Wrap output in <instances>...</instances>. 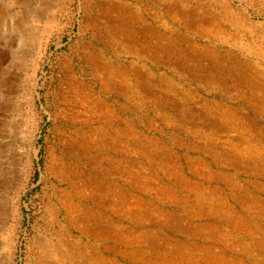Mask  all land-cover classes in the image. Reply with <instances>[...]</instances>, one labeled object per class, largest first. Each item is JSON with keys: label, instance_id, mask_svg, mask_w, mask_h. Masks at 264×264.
<instances>
[{"label": "rangeland", "instance_id": "1", "mask_svg": "<svg viewBox=\"0 0 264 264\" xmlns=\"http://www.w3.org/2000/svg\"><path fill=\"white\" fill-rule=\"evenodd\" d=\"M184 1L188 11L198 7L200 14L216 16L217 27L210 29L213 36L223 33L217 41L148 37L149 31L164 33L174 28L166 8L155 2L0 0V264H71L57 239L70 234L78 240L73 221H81V227L87 225L82 222L86 217L104 221L106 215L97 212L106 201H98L99 206L78 204L80 211L75 213L68 208L75 194L70 183L81 189L85 178L97 180L94 168L106 172V160L103 167L88 166L82 156L88 152L94 161L103 154L106 137L121 151L110 155L114 169L108 183L129 191L131 207L134 201L146 202L145 210L154 209L161 221L171 215L198 219L194 200L201 201L207 211L219 200L214 189L221 194L223 189L222 203L227 214L234 213L239 229L214 226L211 232L217 231L220 245L246 255L245 264H264V252L253 242L264 235V214L256 223L239 221L248 210L253 215L264 211V0ZM109 12L134 20L123 25L106 23ZM140 17L144 20H137ZM171 46L175 55L162 51ZM180 48L185 52H179ZM229 54L242 64V73L255 86H214L192 79L213 58L229 66ZM97 55L106 62V71L95 77L90 60ZM154 56L160 59V68L149 59ZM161 76L174 82L173 90L168 81L169 85L157 83ZM110 77L117 89L103 86V92L101 81ZM132 85L152 88L156 96H144ZM158 96L170 97L178 108H156ZM222 98L230 101L223 103ZM82 100L87 101L86 110H82ZM216 112L220 114L218 131L208 125ZM223 114L232 117V125L221 122ZM182 118L190 124H183ZM188 131L207 137L218 150L181 149L176 143L181 144ZM118 135H128L132 143L116 141ZM130 151H147L150 160L157 152L168 151L175 158L168 163L162 158L154 160L150 169L138 154L133 169L127 162ZM177 171L172 181L164 180ZM81 174L85 177L77 179ZM184 178L191 181L188 187L196 188L191 197H184L188 192L181 184ZM221 181L232 185L243 207L225 197L228 191ZM106 212L112 213L110 208ZM214 223L208 220L206 224ZM92 243L81 248L84 256L92 255ZM68 249L76 254L74 246Z\"/></svg>", "mask_w": 264, "mask_h": 264}, {"label": "bare ground", "instance_id": "2", "mask_svg": "<svg viewBox=\"0 0 264 264\" xmlns=\"http://www.w3.org/2000/svg\"><path fill=\"white\" fill-rule=\"evenodd\" d=\"M136 1L145 5H149L150 3L155 2L157 6H164L168 13L170 25L175 28H172V30L168 29L167 32L164 33H161L160 31L152 33V31H149L150 36L148 37L163 38L168 35V38L188 40L191 43L192 41H202L204 39H208V41H217L220 38L221 34H223L216 32V36L212 35L213 32L210 28L213 26L217 27L213 22L216 20V16L214 14L202 15L198 12V7H193V9L190 8L191 11H188V6L185 4L184 0H177L174 2H169V0ZM225 8L226 11L229 12L227 10V5L225 6ZM226 11L224 13H227ZM131 20H134V18L123 15L114 17L110 15V12L106 14V23L110 24L118 23L119 25H123L124 23ZM137 20L143 21L144 18L140 17L137 18ZM145 34H147L146 31ZM162 51H165L167 53L173 52V55H175V50L172 46L171 50L168 51V49L162 48ZM178 51L181 53L185 52V50L181 48L180 50L178 49ZM208 53L209 52L207 51L204 55L208 56ZM136 57L139 59L143 58L140 57L139 54H137ZM226 58L230 63L229 66H224V64L220 62L218 63V60L216 61V59L213 58L212 61H210V65L204 68L202 74L193 76L192 79L196 82H202L206 85L209 84L214 86L220 83L223 85L232 83L237 87H242L244 85L250 87V84L255 86V84L249 81L248 74H245V72L242 73V64L237 59L232 60L231 54L227 55ZM145 59L147 58H144V60ZM149 59L154 62V67H161L160 59L158 57H149ZM90 64V69L93 68L92 74L95 77H97L99 73L106 71V62H104L102 56L100 55L94 56V59L90 60ZM159 78V81H157L159 85H169L166 82L168 81L171 83L169 87H171L172 90L174 89V82L169 81L168 77L161 76ZM101 83H103L102 88L104 86L105 88L110 87V90L117 89H115L114 80L111 77L107 80H102ZM133 86L134 85H132V87ZM136 88L138 92L142 93L144 96L149 94L153 97L156 96V93H154L152 88L149 89L148 87H140V85H138L135 86V88L133 87L132 89L135 90ZM104 91L105 89L103 88V92ZM162 100H164L165 103L158 104ZM229 101L230 98L221 99V102L223 103ZM86 103V100H82V110H86ZM176 103L177 102H175L168 96L166 98L158 96L155 107H166L169 108L170 111H174L178 108V104ZM142 107L144 106H141V108ZM130 113L134 115L135 109L131 110ZM211 116H213V114H211ZM231 118L232 117L223 114L221 116V122L225 125H232ZM181 120L183 121V124H190L184 118H182ZM219 122L220 114L219 112H216L215 119L208 120V125L213 126L215 131H218L220 128ZM126 126L128 128L129 124H127ZM226 128L227 127L221 126L222 130H226ZM179 131L180 133H183L182 129H180ZM160 134H165L163 129L160 131ZM184 136L185 137L182 138L183 142L181 144L179 143V141L176 143V145L181 146V149L190 150L191 147L194 146L193 149L195 151H202V153L218 150V146L209 141L207 137L194 134L190 131L186 132ZM117 138L118 140L116 141L120 143H132L131 141H129L128 135H118ZM83 142L85 143L86 141L84 140ZM196 143L199 145L202 144V146H195ZM133 144L136 145L134 141ZM101 147L103 150V154L96 155L94 161L87 157V155H89L88 152H85L84 154H82V156H85L87 158L83 159L86 161L85 165L88 166H91L94 163L97 166L101 165V167H103L106 160V167L104 168L106 172L104 170L99 171L97 170V168H94V174L97 175V180L94 182L92 178H85L84 185L81 189L77 188L73 182L70 183V186L75 194L73 197L74 204L68 205V208L76 213L77 210L80 211V207L78 206V204L83 205L84 203H88L99 205L98 201H106V209L110 208L112 213L108 214L106 212V226H104L102 217H93L92 220L89 217H86L82 222L86 221L87 225L81 227L83 225H81L82 223H80L81 221L79 220L73 221L72 224L70 223L72 221L69 218V210L64 207V209L67 210V212L65 213L66 221L70 223L79 234L78 240H75L70 234L59 236V238L57 239V246L62 251H64L65 257L67 258L68 262H70L71 264H75L76 262H79V264H245L243 256L246 255H241L234 248L220 245V236L217 235V231L211 232L212 227L214 226H221L230 231L232 226L236 230L239 229V227H237L234 213H226V210L228 209L226 206H224V203H222V199L224 198L223 189L222 194L217 187L214 189V195H217L219 197V200H221L215 201L212 208H209L207 206L209 208L207 211H205L206 206H204L201 201L194 200L195 203L194 205H192V207L200 212L199 216L197 217L198 219L188 217L174 218L173 215H171L170 217H166L164 221H161L159 218L155 217L156 215L154 209L145 210L146 202L139 203V201H134L133 203H135V205L131 207L132 202L129 191L121 189L116 184L108 183V181L112 180L111 176L113 175L114 169V163L112 162V157H110V155H119L121 151H118L116 145L112 141L110 142L107 137L106 140L103 141V146ZM146 152L147 151H130V156L128 158H134V161H131L127 158V162L131 164V168L136 169L135 160L139 157L142 160H147L146 162L150 169L153 166L154 160L157 161V159L162 158L164 161L166 160V163H168V160L172 161L175 158L173 154H169L168 151H161L156 153L155 159L150 160L151 156L148 157V154ZM152 152L153 151H150V153ZM138 154L139 157H137ZM229 156L232 158V153ZM214 162H216V159ZM77 169H80L78 164ZM156 171L160 172V168H157ZM178 173L179 172L177 171L176 173L166 175V177H164V180L172 181L174 179L173 177L175 176L174 174ZM144 175H146V171L144 172ZM84 177V174H81L79 176L76 175L77 179H82ZM189 183H191V181H189L188 179L184 178L181 180L182 186H186L184 190H188V192L184 194V197H191L194 195L191 190H195L196 188L194 189L192 187H188L187 184ZM221 183L226 188L225 191H228V193L225 194V197L230 198V200L243 207L244 205L237 198L234 188L228 185V183H226L225 181H221ZM105 186L106 193L104 191ZM173 191L175 192L174 188L172 189V193ZM93 193H96L97 195ZM148 197L150 198L151 203L155 202L152 195H149ZM247 197H249L248 194H245V198ZM75 202L77 204H75ZM218 202L220 203L217 207ZM112 207H116V210L114 211ZM124 209H126L125 212L123 211ZM263 214L264 211L258 212L253 215L248 210V214H246L245 216H239V221L247 220L250 223H256V221H259L261 219V215ZM90 220L93 223L90 222ZM208 220H212L215 223L212 226L210 224H206ZM195 223L196 225H194ZM206 229L209 231L208 234L204 233V230ZM257 233L258 235H262L261 231ZM244 235H247V233H245ZM249 237L252 238V236ZM253 242L255 244H258V251L260 253H263L264 235L261 236L260 240H254ZM91 243L92 246L90 247V249H92L93 251L92 255H90L89 257L84 256L80 252L81 248L84 244L91 245ZM69 245L74 246L76 254L72 253V251H69ZM237 247L239 248L240 245ZM243 252H245L244 249ZM43 264L51 263L44 261Z\"/></svg>", "mask_w": 264, "mask_h": 264}, {"label": "crops", "instance_id": "3", "mask_svg": "<svg viewBox=\"0 0 264 264\" xmlns=\"http://www.w3.org/2000/svg\"><path fill=\"white\" fill-rule=\"evenodd\" d=\"M238 137H240V138H242L241 136H239L238 135ZM249 163V162H248ZM242 166H244L243 164H242ZM238 169H240V167H238V168H236V169H232L233 171H237ZM232 186V185H231ZM255 202H257V201H255ZM97 206H99V205H97ZM98 212H97V214H102V215H106V206L105 207H98ZM103 210V211H102ZM97 218V217H96ZM104 226H106V219H104Z\"/></svg>", "mask_w": 264, "mask_h": 264}]
</instances>
